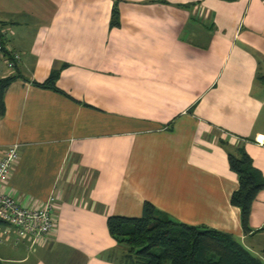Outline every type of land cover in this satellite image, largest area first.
<instances>
[{
	"label": "crops",
	"instance_id": "crops-1",
	"mask_svg": "<svg viewBox=\"0 0 264 264\" xmlns=\"http://www.w3.org/2000/svg\"><path fill=\"white\" fill-rule=\"evenodd\" d=\"M0 33V78L19 77L0 117V154L17 146L1 192L27 210L56 198L47 242L2 235L0 264H119L106 218L144 202L264 263V190L244 235L226 156L242 148L264 177V0H0ZM52 71L73 101L32 86Z\"/></svg>",
	"mask_w": 264,
	"mask_h": 264
},
{
	"label": "trees",
	"instance_id": "trees-1",
	"mask_svg": "<svg viewBox=\"0 0 264 264\" xmlns=\"http://www.w3.org/2000/svg\"><path fill=\"white\" fill-rule=\"evenodd\" d=\"M111 8L109 27L117 28V3ZM57 77L58 72L52 71L44 82H33L32 86L72 100L56 87ZM18 78L15 75L0 78V117L4 114L5 91ZM235 153H226L228 168L237 180V189L230 195L229 204L239 210L241 230L247 235L251 232L248 225L251 206L256 195L264 190V177L242 148ZM106 229L122 249L119 264H264L230 235L203 226L181 224L147 202L142 204L138 218L107 217Z\"/></svg>",
	"mask_w": 264,
	"mask_h": 264
},
{
	"label": "built area",
	"instance_id": "built-area-1",
	"mask_svg": "<svg viewBox=\"0 0 264 264\" xmlns=\"http://www.w3.org/2000/svg\"><path fill=\"white\" fill-rule=\"evenodd\" d=\"M3 55V40L0 33V56ZM16 55L6 61L9 71L13 70ZM260 145H264L262 137ZM17 146L12 145L0 154V237L12 234L14 243H26L30 250L44 245L47 237L53 230L55 221L53 209L56 198L50 197L39 209H28L19 204L12 197L1 192L7 183L9 174L17 160Z\"/></svg>",
	"mask_w": 264,
	"mask_h": 264
}]
</instances>
